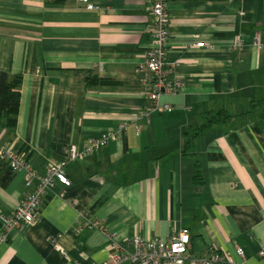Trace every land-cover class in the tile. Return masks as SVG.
Masks as SVG:
<instances>
[{
  "label": "crops",
  "instance_id": "1",
  "mask_svg": "<svg viewBox=\"0 0 264 264\" xmlns=\"http://www.w3.org/2000/svg\"><path fill=\"white\" fill-rule=\"evenodd\" d=\"M91 1L100 10L78 0H0V73L22 78L17 127L0 128V145L45 175L72 145L128 124L120 140L65 165L71 185L57 183L38 222L0 244V264H104L113 242L183 228L193 258L213 248L264 264V108L251 109L264 99V0H168L167 61L184 86L160 97L171 112L150 116L138 67L153 42L151 0ZM223 107L236 117L204 131L195 155H185L187 126ZM197 161L202 186L193 183ZM31 192L25 172L0 159V213ZM88 217L106 230L87 232L80 246L75 229Z\"/></svg>",
  "mask_w": 264,
  "mask_h": 264
},
{
  "label": "built area",
  "instance_id": "2",
  "mask_svg": "<svg viewBox=\"0 0 264 264\" xmlns=\"http://www.w3.org/2000/svg\"><path fill=\"white\" fill-rule=\"evenodd\" d=\"M78 3L89 11L100 10L91 0H78ZM149 12L153 18V42L144 54L143 61L138 67V72L143 74L144 81L150 85V104L146 106L143 115L150 116L153 112H171L172 106L160 105L163 94H176L184 83L176 74V65L167 61L168 44L170 41V15L168 0H151ZM238 47L243 45L238 42ZM197 48H211L209 43L198 41ZM141 125H136L139 134ZM128 124H121L118 128L103 133L98 138H93L78 148L72 145L64 161H53L48 165L45 175H39L28 163L26 155L20 153L9 144L0 145V159L5 162L13 173L25 172L26 187L32 189L29 196L24 199L16 209L0 213V244L7 242L11 235L23 225H34L41 217L43 201L48 192L57 184L71 185L64 167L80 159L88 158L99 152L112 141L120 140L127 132ZM92 230H106L100 220L84 218L75 229L76 235L82 236ZM54 238L57 249L58 239ZM191 235L188 229L183 228L172 232L167 239H144L137 237L129 242H113V251L104 264H239L230 254L222 253L213 248L206 250L201 258H193L189 252ZM236 254L245 260L242 248L236 249ZM264 257V252L261 253Z\"/></svg>",
  "mask_w": 264,
  "mask_h": 264
},
{
  "label": "trees",
  "instance_id": "3",
  "mask_svg": "<svg viewBox=\"0 0 264 264\" xmlns=\"http://www.w3.org/2000/svg\"><path fill=\"white\" fill-rule=\"evenodd\" d=\"M21 76H13L7 72L0 73V128L13 133L17 127L20 107ZM264 108V99L253 101L251 109ZM250 109V110H251ZM236 117L229 108L223 107L203 113L198 123H190L184 132L183 152L187 156H194V143L196 138L214 125H223ZM193 183L196 186L204 184L202 166L199 161L195 163ZM78 237V243L83 246V237Z\"/></svg>",
  "mask_w": 264,
  "mask_h": 264
}]
</instances>
